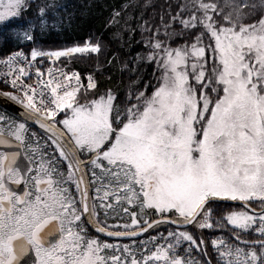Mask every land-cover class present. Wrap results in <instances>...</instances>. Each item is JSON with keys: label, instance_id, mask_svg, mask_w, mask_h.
Listing matches in <instances>:
<instances>
[{"label": "snow or ice", "instance_id": "snow-or-ice-1", "mask_svg": "<svg viewBox=\"0 0 264 264\" xmlns=\"http://www.w3.org/2000/svg\"><path fill=\"white\" fill-rule=\"evenodd\" d=\"M63 7L0 0V264H264V0L121 3L50 50Z\"/></svg>", "mask_w": 264, "mask_h": 264}, {"label": "trees", "instance_id": "trees-1", "mask_svg": "<svg viewBox=\"0 0 264 264\" xmlns=\"http://www.w3.org/2000/svg\"><path fill=\"white\" fill-rule=\"evenodd\" d=\"M134 2L139 3V0H56V3L64 7L60 11L53 12L56 20L53 25L54 31L51 35H44L42 38L48 42V49L79 44L81 39H87L90 34L104 37L107 33L106 39H110L112 37V25L109 23L110 8L121 3L127 6ZM153 2L162 3L163 0H153ZM122 46V43L113 41L108 50L117 58L111 64L103 66L111 68V72L104 77L103 82L121 91L128 83V76L123 74V65L119 63V54L114 49ZM109 59L111 60L112 57ZM100 66V62L97 61L96 67ZM91 67L87 60L76 61L75 69L83 70Z\"/></svg>", "mask_w": 264, "mask_h": 264}, {"label": "flooded vegetation", "instance_id": "flooded-vegetation-1", "mask_svg": "<svg viewBox=\"0 0 264 264\" xmlns=\"http://www.w3.org/2000/svg\"><path fill=\"white\" fill-rule=\"evenodd\" d=\"M0 115H10L13 118H16L14 115H12L10 112L3 110L0 108ZM0 150H8V151H21L23 152V149H16L15 147L9 148V149H5L4 146H0ZM17 166L21 168L22 171L26 170L29 166L28 164V159L26 156H21L20 159L17 161ZM23 188V185L20 186V188H18L17 190L20 191ZM30 257H25V260H29ZM23 264V262H22Z\"/></svg>", "mask_w": 264, "mask_h": 264}, {"label": "water", "instance_id": "water-1", "mask_svg": "<svg viewBox=\"0 0 264 264\" xmlns=\"http://www.w3.org/2000/svg\"><path fill=\"white\" fill-rule=\"evenodd\" d=\"M0 105L3 106L4 108L12 111L13 113H15L17 115L18 110H19V106L16 105L15 103L11 102V101H7L3 98H0ZM31 123V122H30ZM38 127V126H37Z\"/></svg>", "mask_w": 264, "mask_h": 264}, {"label": "rangeland", "instance_id": "rangeland-1", "mask_svg": "<svg viewBox=\"0 0 264 264\" xmlns=\"http://www.w3.org/2000/svg\"><path fill=\"white\" fill-rule=\"evenodd\" d=\"M50 50H55V49H50Z\"/></svg>", "mask_w": 264, "mask_h": 264}]
</instances>
